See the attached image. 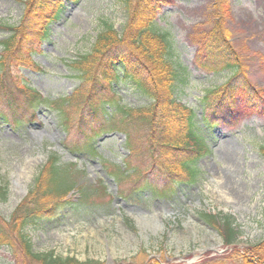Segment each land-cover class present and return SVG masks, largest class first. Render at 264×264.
Returning a JSON list of instances; mask_svg holds the SVG:
<instances>
[{
    "label": "rangeland",
    "instance_id": "rangeland-1",
    "mask_svg": "<svg viewBox=\"0 0 264 264\" xmlns=\"http://www.w3.org/2000/svg\"><path fill=\"white\" fill-rule=\"evenodd\" d=\"M26 1L32 0H0V41L11 35L6 27L19 25ZM214 1L166 0L159 4L155 21L160 30L170 34L175 63L187 80L178 98L196 111L212 151L198 162L196 186H178L163 199L148 189L135 192L130 181L117 183L113 173L119 166L125 168L128 158L124 134L108 133L99 138L100 156L88 159L61 146L66 136L53 113L41 110L36 121L20 127L0 121V188L7 193L5 199L0 196V222L12 240V244L0 246V264H40L21 253V233L29 237L36 255L53 251L56 256L100 264H202L210 260L243 264L242 257L254 260L264 256V109L238 102L235 117L212 129L206 128L202 119L200 101L205 92L222 87L232 77L227 70L212 73L197 64L199 46L193 39L197 28L209 24ZM47 2L49 8H55L54 0ZM222 5L224 26L247 65V76L264 99V0H226ZM64 6L61 19L50 28L49 42L41 53H33L43 74L18 66L22 59L27 60L26 54H17L12 67L15 76L20 71L39 93L53 100L71 96L79 86L69 64L92 49L105 23L121 33L129 19L123 0H68ZM39 17L28 18L33 24L27 40L41 30ZM126 101L134 108L145 103L134 94H128ZM67 136L70 143L76 139L74 130ZM54 152L59 153L64 168L78 172V177L74 176L78 187L91 195L83 200L77 188L67 197L69 204L53 211L57 215L50 222L22 227L26 217L21 207L28 204L30 191ZM129 163L147 168L150 158L143 153ZM67 182L50 190L49 196L56 197ZM200 213L231 218L238 231L235 246L226 247ZM106 216H110V226L119 231L108 245L100 236L101 229L95 227L97 220ZM138 216H144V228ZM157 223L160 225L154 230ZM253 246L259 249L251 252Z\"/></svg>",
    "mask_w": 264,
    "mask_h": 264
},
{
    "label": "trees",
    "instance_id": "trees-1",
    "mask_svg": "<svg viewBox=\"0 0 264 264\" xmlns=\"http://www.w3.org/2000/svg\"><path fill=\"white\" fill-rule=\"evenodd\" d=\"M47 1H26L19 25L5 28L11 35L0 41V121L20 127L36 121L41 110L53 113L66 136L61 146L72 155L88 159L100 156L96 146L99 138L108 133L124 134L128 158L124 164L126 167L119 166L117 173H113L117 183L130 181L135 192L148 189L154 197L163 199L174 194L178 186H196L200 175L198 161L211 155L212 151L199 127L196 111L178 98L180 88L187 80L175 63L171 36L155 24L158 6L166 0H137L135 3L123 0L129 13L123 31L120 33L114 26L105 23L92 49L69 64L80 82L79 86L71 96L55 100L39 93L23 73L19 71L15 76L12 71L16 55L26 54L27 60L22 59L18 66L43 74L33 59V53H41L44 43L49 42L50 28L61 19L65 1L68 0H54L52 7L55 8H49ZM225 1H214L211 7L214 13L209 18V24L197 28L193 39L199 46L197 64L201 68L212 73L227 70L232 74L222 87L205 92L200 101L203 124L210 129L220 122L229 123L236 115L238 102L253 109H264V99L247 76V65L224 26L222 3ZM33 15H41L38 19L39 26L42 23L41 30L32 40H27L33 24L28 22V18ZM128 94H134L145 103L138 108L130 106L126 101ZM71 130H74L76 139L70 143L67 135ZM261 149L264 154V148ZM143 153L150 158L147 168L129 163L132 159L139 160ZM49 159L43 169L45 171L36 180L34 190L30 191L26 202L29 205L23 203L21 207L26 217L22 227L50 222L57 215H53V211L69 204L67 197L77 188L81 199L88 200L91 195L78 187V179L75 178L78 172L64 168L58 152L51 154ZM78 171L82 170L78 168ZM66 181L62 192L54 198L49 196L50 190ZM0 196L3 199L7 197L4 187L0 188ZM199 217L221 235L226 247L235 246L238 231L231 218L211 213H200ZM1 222L0 246L10 245L12 240ZM19 240L24 247L21 250L23 256L31 257L40 264H100L82 262L70 256H56L53 251L36 255L32 253L26 234L21 233ZM256 248L259 249L253 246L250 251ZM242 258L243 264H264V256L254 260ZM202 264L226 263L224 260H210Z\"/></svg>",
    "mask_w": 264,
    "mask_h": 264
},
{
    "label": "flooded vegetation",
    "instance_id": "flooded-vegetation-1",
    "mask_svg": "<svg viewBox=\"0 0 264 264\" xmlns=\"http://www.w3.org/2000/svg\"><path fill=\"white\" fill-rule=\"evenodd\" d=\"M104 212V211H102ZM107 217V216H106ZM96 218V217H95ZM98 221V225H95V227L97 228L96 231H98V228L101 229V233L100 236H102L104 243H106L107 245L110 244V241H115L116 236H113V234L118 235L119 231L116 229V227H112L110 226V216L105 218V220L103 221ZM107 221V222H105ZM88 228V226L86 227ZM128 228V227H127ZM105 230V231H104ZM113 236V237H112ZM110 237V238H109ZM112 237V238H111ZM99 238V237H98ZM111 239V240H110Z\"/></svg>",
    "mask_w": 264,
    "mask_h": 264
},
{
    "label": "bare ground",
    "instance_id": "bare-ground-1",
    "mask_svg": "<svg viewBox=\"0 0 264 264\" xmlns=\"http://www.w3.org/2000/svg\"><path fill=\"white\" fill-rule=\"evenodd\" d=\"M166 212V211H165ZM136 218V217H135ZM137 220H139V223H140V225L144 228L146 225H145V222H144V216L143 217H140V216H138L137 218H136ZM159 219L157 218V221H158ZM160 222V221H159ZM160 225V223H157V226H155V227H153L154 228V230H155V228H158L159 227V225ZM152 228V229H153Z\"/></svg>",
    "mask_w": 264,
    "mask_h": 264
},
{
    "label": "water",
    "instance_id": "water-1",
    "mask_svg": "<svg viewBox=\"0 0 264 264\" xmlns=\"http://www.w3.org/2000/svg\"><path fill=\"white\" fill-rule=\"evenodd\" d=\"M80 165H82L81 163H80ZM213 231H215L214 229H213ZM216 232V231H215ZM216 234L218 235V233L216 232Z\"/></svg>",
    "mask_w": 264,
    "mask_h": 264
}]
</instances>
